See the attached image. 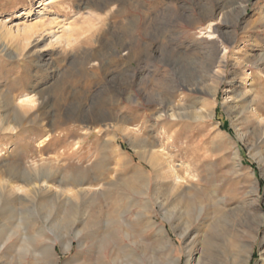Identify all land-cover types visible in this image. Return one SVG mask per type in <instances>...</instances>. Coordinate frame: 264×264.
Wrapping results in <instances>:
<instances>
[{
  "label": "rangeland",
  "instance_id": "374dc122",
  "mask_svg": "<svg viewBox=\"0 0 264 264\" xmlns=\"http://www.w3.org/2000/svg\"><path fill=\"white\" fill-rule=\"evenodd\" d=\"M41 2L0 0V22L13 27L29 23L44 9ZM48 13L50 19L56 16L74 28L69 44L63 39L43 47L52 39L47 32L40 43L46 48L40 62L28 55L29 48L20 49L16 43H12L16 58L0 52V119L9 117L7 121L20 127L15 133L0 132V178L11 177L13 165L28 168L26 164L52 159L57 180L87 169L96 178L94 188L101 189L100 206L108 191L124 193L123 203L127 204L133 194L122 182L129 175L122 169L130 173L135 168L151 169L129 144H138L143 137L160 154L155 160L159 192L153 218L166 232H143L150 213L143 214L138 223L133 213L139 209L133 206L128 215L132 221L126 227L130 238H121L119 243L150 244L152 235V240L164 241L165 253L155 245L153 251H146L144 264H169V257L174 256L180 257V264H188L190 249L192 264H233L235 260L228 259L226 252L241 245L251 250L248 264H264V133L240 138L242 131L234 123V107L240 102L236 96L247 91L251 82L245 79L260 83L263 98L258 103L264 117V58L255 65L264 56V0H59L48 5ZM207 29L216 37L201 33ZM258 72L263 73L262 80L256 77ZM25 93L46 96L47 105L39 106L37 97L35 109L30 110L34 116L39 114L38 123L24 120L18 124L10 110L9 99L18 103ZM133 97L136 101L130 99ZM165 97L179 104L180 112L185 111L182 107L186 111L202 107L214 110L215 117L204 119L189 112L180 119L158 120L160 100ZM99 103H109L105 108L121 117L115 127H105L110 120L90 124V109ZM250 118L249 125L254 127L256 116ZM90 126L93 130L88 133ZM49 132L57 139H51L42 150L37 142ZM255 142L258 149L253 148ZM60 148H67L66 154ZM139 150L151 156L145 148ZM168 161L182 177L174 191H168L172 180L165 167ZM0 209V264H40L38 252L47 236H53L54 230L61 235L67 232L59 225L44 229V237L37 235L40 216L52 214L57 223V208L22 205L15 200L1 202ZM30 212L34 214L30 216ZM100 229L103 240L87 236L82 245L73 235L71 251H65L59 239L56 256L48 255L46 264H95L100 246L106 247L104 229ZM205 242H211V248Z\"/></svg>",
  "mask_w": 264,
  "mask_h": 264
},
{
  "label": "bare ground",
  "instance_id": "6f19581e",
  "mask_svg": "<svg viewBox=\"0 0 264 264\" xmlns=\"http://www.w3.org/2000/svg\"><path fill=\"white\" fill-rule=\"evenodd\" d=\"M58 1L59 0H42L40 6H44V9H40L39 11H37L35 14V17L32 18L31 22H29V23L26 21H23L20 24H17L15 27H13V26H9L7 23L0 22V52H5L8 56L16 58L17 55L13 51V50H15V48L13 49V47H12V43L13 44L16 43L17 46L20 47V49H22L21 47L26 48V49L29 48L30 50L29 51L27 50L28 55H30V56L34 55L37 58V61L40 62L42 60V57H43L42 53H43V51L46 50V48L44 49V48L40 47V43H41V41H43L44 35L47 34V32L52 35V39L49 43H47L43 47L53 46L55 43H59L63 39L66 40V42L69 44L71 42L70 33L73 31L74 28L69 24L67 25L65 23H61L59 20H57L58 18L56 16H53L51 19L49 17L48 5L51 3H57ZM24 13H28V12L25 11ZM262 20H264V15L262 17ZM211 24L212 23L209 24V26H208L209 28H210ZM201 33L207 34L211 38L216 37V34L212 33L210 29H207L205 31H201ZM248 57H252V56H248ZM263 58H264V56L263 57L259 56V58L256 59L255 65H258V62L260 60H262ZM244 60H247V58ZM248 61L252 62V60H250V59H248ZM256 77H258L260 80H262L263 79V73L258 72ZM245 80H246V83H248V81H251L250 84L248 85L249 89L247 91L243 92L242 94H240L239 96H236V97L240 98V102L237 106L234 107L235 108L234 111L236 113V115H235L236 120L234 118V123L237 124L238 126H240V130L242 131L240 133V138H243L244 136H247L250 134H255L256 132L264 133V117L261 114V108H260V105L258 103L259 99L263 98V94L261 92L262 90L258 89V87L260 86V83L255 82L254 78H252L250 80L249 79H245ZM200 82H201L200 80L197 81L198 84ZM144 95H143V97H144ZM133 96H136V95L134 94ZM247 96L252 97V98H250L251 99L250 102H246L245 99L247 98ZM37 97H39V99H40L39 106L42 104L47 105L46 96H44V94L39 93V96H37ZM36 98L33 95H31L30 93L23 94L20 97L18 103L11 102L14 99L8 98L10 103H11V104L10 103L9 104L12 108L10 110H12V112L14 114V118L16 119V123L21 124L24 120H27V122L29 124L39 122V116H38L39 114H37V115L35 114L36 116H34L33 114H30V110H32L37 104L38 99H36ZM16 99H18V98H16ZM130 99L135 100L134 97L130 98ZM108 104L102 103L98 107L93 106L90 109V114H91L90 124L92 122H93L92 124H95V123L103 122L106 120H108V121L110 120V122H105V127L106 128L115 127V125L118 123V121L121 117L118 119L117 115L115 113L113 114L108 109H106L105 106ZM160 105L162 106V110H161L160 114L157 116V119L162 120V121L163 120L166 121V120L180 119L182 117L188 116L187 114L189 112H192L193 113L192 115H195L196 117H200V118H204V119L206 117L207 118H214L215 117L214 116V110L206 111L202 107L194 108L192 111H186V107H182L183 109H185V111L180 112L179 110H177L180 105L175 104L172 101V99L168 98V97L162 98L160 100ZM192 105H190V106H192ZM0 106L2 107V105H0ZM207 109H209V108H207ZM97 112L101 113V115L97 114ZM251 115H253L254 117L256 116V118H255V124L256 125L254 127L251 126L252 124L249 125L250 121H251V118H250ZM3 117H5V115ZM5 118L3 119L1 117V119H0V132H3V133L4 132H7V133L17 132L18 128H20V127L18 125H15L14 123H12L11 120L7 121V119L9 117L7 119H5ZM24 124H26V123H24ZM125 125H126V123H125ZM24 126L26 127V125H24ZM173 126H174V124H173ZM90 127L88 129H86V131H88L89 129L93 130V128L92 127L90 128ZM52 128H53L54 132L56 131L55 133H58L57 130L55 129L56 127L53 126ZM218 128L221 129L220 126ZM94 130H101V128H95ZM128 132H129V130H127L126 133H128ZM134 132L138 133V130H135ZM83 133L87 134V132H83ZM88 133H89V131H88ZM167 134H168V132H167ZM260 135H262V134H260ZM54 138L57 139V136L55 137L53 132H49V134H47L46 136H44L42 138L40 137L39 141L37 142L38 146L43 150V148H45L47 143L49 141H51V139H54ZM259 140H261V137H259ZM129 144H130L131 148L133 149V151L138 155V157L142 161L146 162L150 166L149 168H151V169H146L145 167L136 169L132 164H130V167L135 168L133 173L128 172L125 168L122 169V171L124 173L125 172H126V174L129 173L127 178L125 180H122V182L129 187L128 193L133 194L132 195L133 197L129 196L130 198H129V202H127V204L123 203V199L125 198V196L123 195L124 193L121 194V192H120L118 195H114L113 193L108 191L104 194L105 200H106L105 204L103 206H100L98 199H99V195H101V193H100L101 189L99 190V188H94L92 182L93 181L96 182V180H95L96 178H93V177L91 178L87 172V169H86V172H85V170L81 171L79 173L78 172H71L70 174H66L61 179L58 178L59 180H57V173L54 170V164L56 161L52 160V159H50L49 161L48 160L46 161L43 159L41 161V163L36 162L37 163L36 164L34 162L35 164L34 163H33L34 165L31 164V166L29 164H26V165H28V168H19L16 165H13L11 167V170L9 171V174L11 177L0 178V203L1 202L2 203H4V202L10 203V202L17 200L20 203H22V205H28L29 203H32L34 205V203H36L39 206L48 205V206H51L53 208H57V210H58V213H57L58 221H57V223H55L56 221L53 222V220L51 219L52 214L50 215L47 213L45 216H40L41 217L40 219H42V221L39 220V227H40L39 229L40 230H39V233L37 235L40 237H44V236H46L44 229H46V228L53 229L52 228L53 226L56 227L59 225H60V227L66 229L67 232L66 233L64 232V234L61 235L59 232H56L54 230L53 236H47V240H48L47 243L38 252L39 257H40V261H39L40 264H46L47 260L49 262V260H50L49 256L51 258H54L56 256V244H57L59 239H61V241L63 242V244H64L63 248L65 251H71L72 250L73 238H74L73 235L75 236V238H77L79 240V242H80L79 245L84 244L87 236L92 237V240H93V237H97L96 239L101 240L102 238H99V234H98L99 232L97 230V229H99V227H101L100 230L104 229L103 233H101V234L103 235V238H105L104 241L106 243V247L100 246V249L98 251V257L96 259L95 264H131V262H136V260H137V263L139 260L141 264H144L147 261V260L146 261L144 260V258H146V256H145L146 251L150 250V249L151 250L155 249L154 248L155 245H157L159 247V250L161 253H163V254L165 253V251H166V247L164 246L165 242L164 241L157 242L155 240H152L153 235L151 236L150 244H144L143 243L142 245H140L136 241L131 242V243H123V244L119 243V240L121 238H124V237L127 239L130 238V233H129L130 229L126 228V227H129L130 223L132 221L131 220L132 218L131 219H130V217L128 218V215L133 213V211H132L133 206L138 207V209H139V210L137 209L138 210L137 212L133 213V217H134L135 221H137L138 223L142 221L143 214H146V212L150 213L147 222L145 223V225H142L143 232L153 233L154 229H157L161 233L166 232L165 227L163 225H159L158 222L153 218L154 217L153 209H155L154 199H155V195H157V193L159 192L157 184L155 183V178H156V175H154V174H156V162H155V160L158 161L160 154L157 151H155L154 146L149 144V142L146 139H144L143 137H141V138L139 137L138 144H136L132 141H130ZM258 147H259L258 142H255L253 144V148L258 149ZM74 148H73V150H74ZM139 148H145L146 150H148V152H150L151 156L143 155L140 152ZM66 149L67 148H63V149L60 148V152H62L63 154H66ZM260 155H261V153H260ZM261 157H262V155H261ZM263 160H264V158H263ZM171 161H173L172 157H171ZM163 163H165V162H163ZM165 167H167L170 170V172H171L170 175L172 178V180L170 178L171 181H170V183H168V191H174V189L181 184V181H182V177L180 176L181 173L179 174L180 171L178 172L176 170V167L171 166V162H169V161L165 165ZM187 170H189V169H187ZM191 173H192V171H191ZM60 175H62V174H60ZM189 176L192 177L191 175H189ZM102 178H103V176H102ZM184 178H183V180H185ZM13 179L20 180V181H22V183H20V184L15 183V181H13ZM57 182H59V184H57ZM122 182L119 181L120 184ZM164 195H166V194H164ZM171 196H174V195H171ZM30 207H32V206H30ZM202 210L203 209L200 208V213L202 212ZM2 213H3V211L0 212V216L2 215ZM32 213L33 212H30L29 215L32 216L31 215ZM35 215H36V213H35ZM35 215H33V216H35ZM145 216H147V215H145ZM19 218H21V217H19ZM21 223H22V221H21ZM36 224L38 225V222ZM94 227H97V229L94 230ZM25 228H27V227H25ZM61 233H63V230H61ZM140 235H141V233H140ZM181 235L183 237L185 235V233H182ZM133 237H134V235H133ZM28 239H31V237ZM100 243H101V245H103L102 242H100ZM205 244L207 247L211 248L210 247L212 244L211 242H205ZM241 246L242 247L237 248L235 251L229 249L226 252L225 256L228 259H230V260L234 259L235 260L233 264H248L249 263V260L251 258V254H250L251 250L247 246H244V245H241ZM79 247H81V246H79ZM29 251H31V250H29ZM173 251H175V250H173ZM31 252H33V251H31ZM189 254H190V257L187 261H188V264H192L193 250L190 249ZM246 254H247V256H246ZM34 255H36V254H34ZM180 260L181 259L179 256H174V257H169L168 261H169V264H180ZM149 264H152V263L149 262Z\"/></svg>",
  "mask_w": 264,
  "mask_h": 264
}]
</instances>
